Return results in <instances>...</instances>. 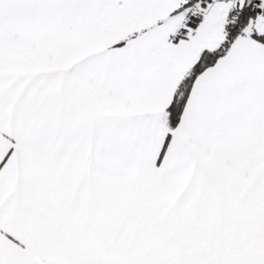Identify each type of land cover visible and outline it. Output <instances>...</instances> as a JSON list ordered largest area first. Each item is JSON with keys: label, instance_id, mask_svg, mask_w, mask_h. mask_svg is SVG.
Returning a JSON list of instances; mask_svg holds the SVG:
<instances>
[{"label": "snow or ice", "instance_id": "obj_1", "mask_svg": "<svg viewBox=\"0 0 264 264\" xmlns=\"http://www.w3.org/2000/svg\"><path fill=\"white\" fill-rule=\"evenodd\" d=\"M0 264H264V0H0Z\"/></svg>", "mask_w": 264, "mask_h": 264}]
</instances>
